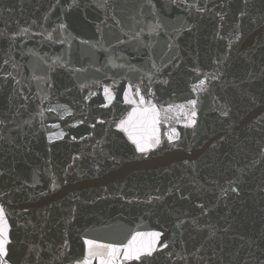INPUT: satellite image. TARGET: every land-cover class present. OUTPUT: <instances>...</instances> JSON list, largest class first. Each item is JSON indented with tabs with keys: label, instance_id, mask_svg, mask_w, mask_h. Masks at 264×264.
Wrapping results in <instances>:
<instances>
[{
	"label": "water",
	"instance_id": "obj_1",
	"mask_svg": "<svg viewBox=\"0 0 264 264\" xmlns=\"http://www.w3.org/2000/svg\"><path fill=\"white\" fill-rule=\"evenodd\" d=\"M70 4L0 0L10 264H73L85 239L126 244L150 231L169 247L145 264H264V0ZM97 83L115 94L108 107ZM129 83L173 106L146 155L115 127L137 107L123 98ZM192 99L197 123L184 127L179 106ZM172 127L180 139L169 142Z\"/></svg>",
	"mask_w": 264,
	"mask_h": 264
},
{
	"label": "snow or ice",
	"instance_id": "obj_2",
	"mask_svg": "<svg viewBox=\"0 0 264 264\" xmlns=\"http://www.w3.org/2000/svg\"><path fill=\"white\" fill-rule=\"evenodd\" d=\"M76 0H72V4L69 7H76ZM196 7V5H192ZM202 8H197V11H203ZM60 27H64L61 25ZM28 30L23 29L22 33H26ZM51 38V36H49ZM7 63V62H5ZM115 66V65H114ZM199 75L198 69H193ZM218 77L216 75H211L210 79L215 80ZM209 80L208 76L205 79H200L198 83L192 86L193 92H203L206 91L205 84ZM98 87H102L103 96L106 103L102 104V107H108L112 104L115 99V94L112 88L108 85H100L97 83ZM85 87V86H81ZM135 89L134 96L136 98L129 99V94L133 93ZM123 98L125 102L137 105L134 107L132 112L128 114L126 119H121L115 124V127L126 133L127 138L135 146V151L141 154H147L149 151L156 149L162 144L160 136V125L162 121H167L169 118L167 116L168 112L173 110V106L169 105L168 108H157L155 104L151 101L146 102L143 95L140 94V88L138 85L128 84L127 89H122ZM96 93H90V96H94ZM138 98V99H137ZM197 100L192 99L187 102V105H180L179 108L181 113L185 115L184 127H191L197 123V111H196ZM62 108L64 106H61ZM187 109V112L185 110ZM48 111L56 112V108H50ZM161 112L165 115L162 117ZM65 114L71 115V111L65 108ZM43 116V112L40 113ZM227 115V112L223 113ZM63 117H61L62 119ZM179 118H177V123ZM104 123V121H100ZM55 128H59L58 124L53 125ZM75 127V125H73ZM94 127V125H93ZM66 133L60 131L58 133H50L49 140L62 139ZM75 140V137H72ZM180 132L175 128H170L167 133V140L169 142L179 140ZM231 184L232 182L229 181ZM232 191H237L233 188ZM159 199V197H157ZM203 208V205H199ZM11 226L8 221V213L4 203H0V264H10L12 257L10 255L9 246L12 243L10 238ZM165 234L163 231H150V232H136L132 238L126 244H116V243H102L93 239H85L84 245L85 250L82 256L76 258L73 264H128V262L136 261L139 264H145L146 259L151 257L154 252L162 251L169 247V244L162 239ZM174 255V253L169 252V256ZM178 255V254H175ZM179 259L183 260L185 257L179 256Z\"/></svg>",
	"mask_w": 264,
	"mask_h": 264
}]
</instances>
